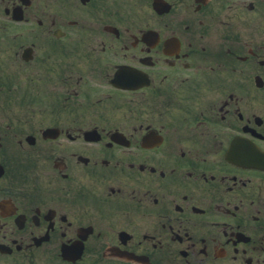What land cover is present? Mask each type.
<instances>
[{"label": "flooded vegetation", "instance_id": "flooded-vegetation-1", "mask_svg": "<svg viewBox=\"0 0 264 264\" xmlns=\"http://www.w3.org/2000/svg\"><path fill=\"white\" fill-rule=\"evenodd\" d=\"M0 264H264V0H0Z\"/></svg>", "mask_w": 264, "mask_h": 264}]
</instances>
